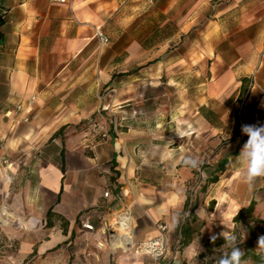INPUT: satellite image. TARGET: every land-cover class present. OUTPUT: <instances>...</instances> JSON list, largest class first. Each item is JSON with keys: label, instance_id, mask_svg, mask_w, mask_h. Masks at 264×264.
<instances>
[{"label": "crops", "instance_id": "1", "mask_svg": "<svg viewBox=\"0 0 264 264\" xmlns=\"http://www.w3.org/2000/svg\"><path fill=\"white\" fill-rule=\"evenodd\" d=\"M126 1L0 0V210L14 215L3 264H168L126 251L160 223L170 259L203 264L208 240L264 206V177L249 186L235 163L241 126L264 125V0H183L178 31L162 32L164 7L146 39ZM31 96L21 123L15 108ZM94 120L108 132L91 137ZM189 196L198 230L182 247Z\"/></svg>", "mask_w": 264, "mask_h": 264}, {"label": "rangeland", "instance_id": "2", "mask_svg": "<svg viewBox=\"0 0 264 264\" xmlns=\"http://www.w3.org/2000/svg\"><path fill=\"white\" fill-rule=\"evenodd\" d=\"M155 1V0H154ZM158 4L156 5H148V4H144L143 1H139V0H127L124 3V12H128V13H132V15L137 16L138 18L136 19V21L133 23L132 27L130 29H133V31L140 35V37L146 39L148 37H151L152 33L154 31L157 32V30L153 29L156 26H161L163 21L161 17H155V16H151V12H156L157 10H162L164 9V7L166 8H170V14L168 16V18L170 19V23L168 25H166V27L164 28V30L161 31L165 34V35H169V34H174L176 31H178L179 26L178 23L180 21L179 19V15L180 13L189 10L191 4L189 3H185L183 2V0H158ZM141 4L142 7H139ZM136 18V17H135ZM157 36V34L155 35V37ZM178 42V40L176 39V41H174L171 46H173L174 44H176ZM5 142L4 141H0V153L5 150ZM1 213L2 211L0 210V264H3L5 261L6 256L8 255V253L10 251H12L13 249L11 247H9V243H10V236L11 233L14 229L13 226L9 225H4L2 222V217H1ZM255 217L264 222V206H256L255 209ZM262 228H264V223L261 225ZM224 231H226L224 229ZM235 233L238 236H241V242H243L246 238H247V229L241 225H239L238 227L236 226L234 229ZM245 235V236H244ZM244 237V239H243ZM221 239H223L222 237H220ZM224 244V242H221L220 240L217 241L214 245L215 247V252H219V251H225V249L221 248L222 245ZM259 244L256 247V252L258 254H261L264 256V250L259 249ZM215 255H208L207 259L205 261H212L214 260ZM247 264H252V263H247Z\"/></svg>", "mask_w": 264, "mask_h": 264}, {"label": "built area", "instance_id": "3", "mask_svg": "<svg viewBox=\"0 0 264 264\" xmlns=\"http://www.w3.org/2000/svg\"><path fill=\"white\" fill-rule=\"evenodd\" d=\"M53 2L60 5H68L71 3V0H52ZM153 2L154 0H147ZM96 38L100 42L101 45H107L110 43L109 36L105 33L103 29H96ZM37 98L36 96H31L25 102L18 104L15 108V111L18 115H21V123H29L34 117V111L36 108ZM7 118L12 117V113L9 112L6 114ZM112 124L114 125V132L118 134L117 130V120L114 114H111ZM93 124V132L91 133V137H98L100 134H106L107 128L104 124V121L94 120ZM12 166V165H11ZM10 167V166H9ZM108 196L109 194H105ZM192 201L194 200V196H191ZM188 217H186L187 219ZM129 221L130 217L128 214H125L121 220L119 221V226L124 228L125 230H129ZM85 229L89 231H94V226L90 224L85 225ZM159 235L149 241L145 242H135L133 240H128L126 244L127 253L134 255L136 257H147L154 261L155 263L166 262L168 264H180V260L175 255L172 259H170V253L172 251V246L168 237V227L166 224L160 223L158 224ZM106 234V231H105ZM112 238L115 237V233L111 234Z\"/></svg>", "mask_w": 264, "mask_h": 264}, {"label": "clouds", "instance_id": "4", "mask_svg": "<svg viewBox=\"0 0 264 264\" xmlns=\"http://www.w3.org/2000/svg\"><path fill=\"white\" fill-rule=\"evenodd\" d=\"M241 132L248 139L235 158L237 175L251 186L257 178L264 177V125L243 124ZM220 236L224 240L221 248L225 251L216 259L215 264H247L242 259L244 252L238 247L241 236H238L235 231L231 233L224 231ZM216 239L217 236L214 235L212 241L215 242ZM258 244V248L264 250V236L259 238Z\"/></svg>", "mask_w": 264, "mask_h": 264}, {"label": "trees", "instance_id": "5", "mask_svg": "<svg viewBox=\"0 0 264 264\" xmlns=\"http://www.w3.org/2000/svg\"><path fill=\"white\" fill-rule=\"evenodd\" d=\"M1 25V19H0ZM237 154V152H236ZM228 160L225 159L218 167V172L224 173L226 171V165ZM219 181L218 176L214 177L210 180V183H217ZM187 206L190 207V215L185 220V222L181 226V245L182 247H187L190 245L193 237L198 229L193 227V223L195 221L193 214H194V206L190 203V196L188 197ZM255 209H256V202H252L248 208L242 209L238 215L234 218V222L239 224L247 229V238L241 242L238 247L244 252V256L242 259L247 263L252 264H264V256L258 254L255 250L258 246V241L261 236H264V228L261 225L264 223L258 220L255 217ZM52 215V211L49 212L48 216ZM224 242L223 239L218 238L213 242L212 240H208L205 244L207 255H215L214 260L212 261H205L203 264H215L216 259L221 255L223 251L215 252V243L217 241ZM230 251V250H229Z\"/></svg>", "mask_w": 264, "mask_h": 264}, {"label": "bare ground", "instance_id": "6", "mask_svg": "<svg viewBox=\"0 0 264 264\" xmlns=\"http://www.w3.org/2000/svg\"><path fill=\"white\" fill-rule=\"evenodd\" d=\"M1 217H2V222L4 225H9L10 224V219H12L14 217V215L10 212H8L7 210H3L1 213ZM29 223V222H28Z\"/></svg>", "mask_w": 264, "mask_h": 264}]
</instances>
